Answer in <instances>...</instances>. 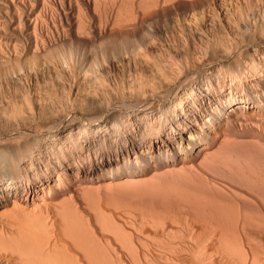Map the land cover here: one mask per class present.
<instances>
[{
  "label": "bare ground",
  "instance_id": "1",
  "mask_svg": "<svg viewBox=\"0 0 264 264\" xmlns=\"http://www.w3.org/2000/svg\"><path fill=\"white\" fill-rule=\"evenodd\" d=\"M213 1L0 0V264H83L78 259L83 253L85 264H93L94 260L105 264L106 258L104 255L101 258L99 248L114 249L118 244L112 247L113 238L118 243L123 238L119 244L127 246L123 244L121 248L129 249L133 237L126 235L137 232L140 237L152 236V243L159 240L160 246L167 241L161 242L162 237L153 236L166 235L174 225V230L186 232L185 236L200 229L196 233L200 232L201 239H205L208 237H202L205 229L201 231V228L209 226L208 218L212 221L208 222L211 227L207 233L214 237V232L216 236L222 228L216 222L218 217L229 212L225 211L228 203L210 198L208 191L203 193L207 189H200L195 174L204 172L205 168L221 170L236 179V190L241 191L237 194H241L238 201L245 202L249 196L244 190L247 196L242 194V184L244 189L245 185L251 186L254 197L263 198L260 200L264 205V194L259 198L256 195L264 191V161L259 159L262 163L259 162L255 154L250 158L253 150H262L260 134L264 132V74L254 62V56H250L249 67L242 76L237 68H232L233 62L229 66L218 64L215 73L222 72V76L226 73L229 84L215 85L212 75H204L201 88L206 85L214 93L213 98L207 97L208 105L202 103L204 97L194 90L193 78L180 85V89L187 90L186 95L173 91V85H161L169 78L168 52H160L157 41H163L162 38L168 41V35L176 38L172 22L175 15L182 17L185 12L211 6ZM244 1L246 17L242 26L249 33L242 37L257 32L261 37L264 0ZM222 4L226 5L227 0H222ZM206 42L198 45L205 54L212 48L209 40ZM215 52L211 50L212 58ZM177 53L179 57L175 53L171 55L175 63L188 62V51L179 49ZM233 61L239 65L238 60ZM248 73L250 88L242 84ZM201 107L206 111L202 113ZM179 109L183 110L181 114ZM187 120L191 126L184 144L182 130L187 127ZM174 124L179 127L174 128ZM194 127L197 129L193 131ZM247 151L251 154L247 155ZM248 158L254 162L247 161ZM54 174L56 178L52 182ZM44 183L40 196L35 191L36 184L41 187ZM239 204L231 206L238 214L233 219L234 227L239 223L235 230L240 224L241 229L249 217L248 211L242 212L243 207L238 212ZM180 214L185 222L180 220ZM240 217L246 219L243 224L238 221ZM177 222H183L182 226L178 227ZM97 228L100 232L106 229L116 234L115 237L111 233L112 239H107L112 240L108 241L109 246L102 235L107 243L105 249ZM238 230L233 235L235 241L240 238ZM223 231L218 235L221 239V234L226 237ZM61 232H65L64 237L69 236L74 248L78 246L75 251L79 247L85 251L80 250L82 254L76 256L73 248L67 253L54 252L55 248L63 249L64 240L68 243V246L64 243V248L71 247L66 237L59 236ZM195 235L186 238L200 239ZM50 237L60 241L63 238L61 242L56 240L60 246L56 241L54 246ZM146 238L142 245L148 251L152 244ZM48 239L53 250L47 247ZM199 239L193 242L199 244L202 242ZM218 239L221 240L220 237L215 240L220 242ZM225 239L220 243L230 244L231 252L248 261L250 253L247 255L242 248V240L234 241L236 246L231 237ZM93 244L101 247L95 248ZM164 245L160 248H167ZM133 248L130 259L137 264H154L165 252V249L163 253L152 251V256L144 254L142 248L140 251V246V252ZM259 250L257 254L264 253ZM133 251L142 254L134 257ZM241 252L247 258L242 259ZM157 253L158 257H154ZM58 254H65L74 262L67 263L66 257ZM139 256H143L139 258L141 262L136 259ZM246 260L242 264H247ZM250 260L255 263L251 257ZM160 261L157 264H164Z\"/></svg>",
  "mask_w": 264,
  "mask_h": 264
},
{
  "label": "rangeland",
  "instance_id": "2",
  "mask_svg": "<svg viewBox=\"0 0 264 264\" xmlns=\"http://www.w3.org/2000/svg\"><path fill=\"white\" fill-rule=\"evenodd\" d=\"M253 2H255V0ZM210 4H211V6L204 5V7L201 10H197V11L196 10L195 11L192 10V12L191 11L185 12L183 14V16L182 17H179V18L175 15V17L173 18V21L172 22H173V26H174L173 33L176 36V38L174 39L172 36H169L168 35V41L166 39H164V38H162L163 41H161V40L160 41H157L158 42V50L159 51L161 50L160 52H162L163 54H167V52H168V67H167V73H168V77L169 78H168V80L167 79L166 80H163L162 83H161V85L162 84L163 85L164 84L173 85V87H174L173 88L174 89L173 91L177 90V92H179L180 94L182 93V94L186 95L187 94L186 93L187 90L186 89L184 90L183 88L180 89V85H181V83H183V82L186 83L189 79L193 78V79H195V82L193 83L194 90L200 92V94L204 97V99L202 100V103L205 102L206 105H208V103H209V99L207 97L213 98L214 93H213L212 89H207L206 88V85L204 86V88H203V86L201 88V84H203V82H204V78H203L204 75H206V74L212 75L211 76V79H212V81L214 82L215 85H218L221 82H223V84H226V83L229 84V79H228L229 76L225 72H224L225 73L224 76L221 75L222 72H220L221 74L215 73L218 70L217 69L218 64L220 65V63H221L222 65H227L229 62H231V63L233 62L232 65L233 64L234 65L232 66L231 63H230V65L232 66L233 69L237 68L238 71H240V74L242 76L243 74L245 75V73L247 72V68L249 67L247 64H248V62L250 60V56H254V62L256 63V65L260 69L263 70L261 73L264 74V33H262V36L261 37H260V33L257 32L254 36L251 35V37L248 36L247 38H244L249 33V29H247V27H246V29H244V27L242 26L243 20L246 17L245 16L246 15V13H245V11H246L245 10V1L244 0H227V4L226 5L225 4L223 5L222 4V0H216V1L214 0ZM201 35H202V40H200L201 39ZM205 36H207L208 38L205 37ZM242 36H244V37H242ZM221 39H222V41H221ZM194 40L196 41L197 44H194L195 43ZM207 40H209V42H210V45L212 47L211 50L214 49L216 51L215 52L216 54L214 55V58H212V55L210 54V52H211L210 49H209L210 51L208 50L206 54L203 52V50H200L201 48L198 49V45H204V44H206L207 43L206 42ZM217 41H218V43H217ZM220 41H221V43H220ZM237 41H239V42H237ZM225 43H226V46H225ZM228 45H229L230 48L227 47ZM156 47H157V45H156ZM183 48H184V50H183ZM179 49H180V52L181 51L182 52L188 51L189 54H190V58L188 59V62L187 61H184V63H183V65L185 66V68L188 65L191 66V67L187 68V70L184 69V66L182 65V62L181 61L179 62V60H177V62L175 63V59L173 58V56H171V55H174V53H175L177 55V57H179V54L177 53V51H179ZM228 54L230 56H227ZM219 56L220 57L221 56H224V57H222L223 59H221V58H218ZM180 57H182L181 53H180ZM234 59L235 60H238V62H239V65L238 66H237L236 63H234L235 62V61H233ZM189 60H190V63H189ZM206 60H207V62H206ZM63 66L67 69V67L65 66V64ZM227 66H229V64ZM180 67L183 68V69H181ZM224 70H225V68H224ZM220 71H222V68L220 69ZM246 76L247 77H245V79H242V81H243L242 84L243 85H247L248 84V86H246V87L250 88L251 84L249 82V77L251 75H250V73H248ZM236 81L238 82V78L236 79ZM186 87H188V86H186ZM224 88H226V87H224ZM173 93L174 92H172L171 96L173 95ZM184 100H185V98H184ZM200 103H201V101H200ZM182 111L180 109L178 110V112L180 114L182 113ZM203 111H206V110L202 108L201 112L203 113ZM187 122H188L187 127L182 130V136H183L184 144L187 143V139L189 138V133L187 132V129L191 126V121H188L187 120ZM178 127L179 126H177V125L174 124V128H178ZM192 129L194 131L195 129H197V127H194ZM260 136H261V142H262V144H261L262 145V150L259 149L257 152H256V150H253L252 151L253 152V154H252L253 156L251 155L252 157H250V158H254V154H255V157L257 158V160L261 159L262 161H264V132L262 134H260ZM249 151L251 152V150H249ZM254 151H255V153H254ZM247 152H244V153H247ZM250 152H248L249 154H247V155H250L251 154ZM131 157L133 158L134 155H131ZM245 159H246V155H245ZM257 160H256V163H257ZM261 160H259V162L262 163ZM247 161L254 162V161H251L250 159L247 160ZM261 166H262V164H261ZM263 169H264V167H263ZM188 170H189V168H188ZM188 173L190 174V172H188ZM193 173H191V174H193ZM263 174H264V170H263ZM192 176H194V175H192ZM195 177L197 178V182H198V184L200 185L201 188L197 184L198 187L201 190L207 189V190H203V193L205 191H206L205 193H207V191H208L207 194L209 195V193H210V195H211V196L209 195L210 198H213V199L214 198H217L218 200L220 199L221 202L222 201H225V202H227L230 205L229 206L227 204V206H226V203L223 202L225 204L224 206L227 207L225 211L228 210L229 211L228 212L229 215H228V213H227V215L224 213L225 216H223V215L219 216L218 215L219 216L218 219L216 218L217 221L215 220L217 223H219L218 226L220 227L222 225L221 227L223 228V229L222 228H219L217 230L218 235H219V232L221 230H224L223 232H224V235L226 236L225 238L228 239V238L231 237L232 238V241L234 242L235 241L234 238H236V236L234 237L233 235H236V230H238L240 228V225L241 224L239 225V227H237L238 229L235 230V227L239 223L235 221L237 223V225L235 224L236 226L234 227L233 226V221H234L233 219H235V216L237 217L238 214H236L237 211H235L234 208L232 209L231 206L233 207L234 204H237L238 202H240V204L238 205L239 207L237 209L238 212H239V209H241L242 207H243L242 208V212L243 211H246V212L248 211L249 214H247L245 212L246 215L249 216L248 219L245 217L246 215L243 214V215H245L244 217L247 219V221H246V219L245 220L243 219L244 221H246L244 224H243V220H242L243 217L241 216V210H240V213H239V215L242 218L240 217L241 219L239 218L238 221L239 222L242 221L241 223L243 224V227L241 228L242 230L239 229L240 232H238L239 230L237 231V234L238 233L239 234L241 233L240 235H237L238 238H239V236L241 238V235L243 234V238L241 239L242 242H243V245L241 243L240 246L242 245V248L243 247L245 248V250L247 252L246 253L247 255L250 253L248 255L249 256L248 261L245 259L246 262H248L249 264H253V262L250 263V261H252V260H250V257H251V259H254L253 261L255 263L257 261H259L258 259H260V262H258L256 264H264V253L261 251V250L264 251V207H263L264 205H263V203L261 204V200L263 198L262 199L259 198L260 195L263 196V194H264L263 193L264 192L263 190L264 189L262 190V188H261V190L263 191V192L260 191V192H262L261 194L257 191L258 189H255L256 191L254 190L255 192L259 193V194H256L257 196L259 195L258 196L259 199H257V197H254L255 196V193L252 192L253 189H252L251 186L248 187L247 185H245L246 189H244L243 188L244 186L241 183H238V184H241L240 189L243 192L242 194H245V193L247 194L248 193L247 195H249V196H247L245 194V197L247 196V198H245V202H244L243 199H242L243 201H241V200L238 201L239 198H240V196H241V194L240 195H237V194L241 193V191L239 192L238 189L236 190V187L235 186L237 185V183H236L237 180L234 179V178H231V177L229 178L221 170H216L215 171V170H212V169L211 170L210 169L208 170L207 168H205L204 172H202V173L200 172L199 174L196 173L195 174ZM55 178H56V175L55 174L52 175V182H53V179H55ZM45 184L46 183H44L41 187L39 186V184H36L37 185V188H35V191L37 190L38 191V194L40 196L43 193L42 189H43V186ZM228 184H229V186H228ZM230 185H232V186H230ZM232 187L234 188V190L231 189L233 191H231L229 189V188H232ZM243 190L246 191V192L244 193ZM235 191H237V193ZM233 192H235L236 195ZM251 195H252V198H251ZM236 196H238V198ZM37 197L38 196L36 195L35 198H37ZM243 197L244 196H242L241 198H243ZM254 198H256L257 200L256 199L254 200ZM28 199H29V201H31V198H28ZM232 199H234V200L235 199L236 200L238 199V200L237 201H234ZM246 199L248 200L247 202H246ZM249 199H251V200H249ZM215 201H217V200L215 199ZM235 202H237V203H235ZM242 202L244 203V206H241L240 207V205L243 204ZM261 205H263V206H261ZM236 206H235V208H236ZM234 212H236V213H234ZM181 217H182V215L180 214V218ZM183 217H185V216H183ZM180 220L183 221V222H185L184 221L185 219L182 220V218H181ZM207 220L212 221V219H209V218ZM178 222H179V217H178ZM178 222H177V224H178ZM183 222H180V223H183ZM208 222H207V224L209 225L208 227H211L210 224H209L210 222L209 223ZM216 222H214V224ZM173 224H175V223H173ZM177 224L175 225L176 227H177ZM179 224H178V227H181L182 224H180V226H179ZM204 224L206 225V222ZM206 227H207V225L206 226H203L201 228V231H203L204 229L206 230ZM208 227H207V231L204 230L201 233H202V237L205 238V236L207 235L206 237H208V238L210 237L209 238L210 240H208V238H205L206 240L205 239H201V236H200L201 234L199 235L200 232L198 234L196 233V232L200 231V229L198 231H196L194 234L192 233L193 235H195V234L196 235H199V237H200V239L202 241L201 243H199V241H200L199 238H193L192 241L191 240H188L189 237L191 238V236L192 237H194V236L191 235V233L190 234L188 233V235L185 236V234H187V233L184 231L183 228H181L180 230H181V232L183 230L185 232V234L184 233L183 234L182 233H177V230H174V229H176L174 227V225H173V228H174L173 230L174 231L173 230L172 231L171 230L170 231L168 230V233L166 231L163 232V234L164 233H167L168 236H167V234L166 235L164 234L163 236H160L159 235L158 237H156L159 233L157 235L153 236L155 239L156 238L159 239V237H162V238H160L161 239V242H164L166 240L167 242L164 243V244H167L168 245L167 248H164V247L160 248V246H163L164 244L159 246L160 243H159V240L158 239H157L158 240V243L156 241H155L156 243H152V242H154V241L151 240L152 239L151 238L152 236L150 238L149 237L146 238L145 236L143 237V235H142V237L144 239L146 238V240L147 239L150 240V242H151L152 245L155 244L153 246V248H152V245H150L151 247H150V250L148 249V251L146 249H144V247L142 245V240H144V239H142V237H140L141 234H139L137 232H133L132 233L133 236L126 235L125 234L126 237L127 236H130V238L133 237V239H132L133 240V244L130 242L132 244V246L130 248L127 247V248L130 249L129 250V249H125L123 247L121 248V246L124 244V243L122 245L119 244V243H121V241L123 242V240H122L123 238L120 236L121 234L119 235V237L122 238L121 241H119V243H118V241H115L116 239L113 238V241L115 242L114 243L111 240L112 239L111 237H113L114 234L112 232H109L110 230L104 229L105 231L100 232L101 229L98 230V228H97L96 231L97 232L99 231L98 234L100 235V237L103 234L105 235V237H106V239H105L106 241L105 242L108 243V241L109 242L112 241L110 243L112 245V247H114V245L116 244V242L118 244V246L115 245V247L117 246V249H115V247H114V249L113 248H109V247L107 248V247H105V246H107V243L103 242L104 237L102 236L101 237V241L103 242V244H106V245L103 246V249L107 248V250H102L101 248H99V252L98 253H99V255H100V253L102 254L101 255V258H102L103 255L105 256V257L103 256V258H106L105 264H107L106 263L107 261L109 262V264H114V263L120 264L119 262H117V261H120V260H121V263H122V261L124 262L122 264H128V261L129 260H131V262L129 261V264H131L132 262H135V260L130 259L131 258L130 255L133 254V253H131L132 252L131 251L132 250L131 248H133V247H134L133 249L135 251L137 250L135 248H138L137 252L142 248L143 251H142V249L140 251L144 252V254L147 253L148 255L150 254L152 256H153V252L154 251L156 253V251L159 250V252L162 251L161 253H163V249H165L164 251L166 253L164 252L161 257H158V255L160 254L159 252H158L159 254L157 253V256H154V257H158L157 260L160 261V258H162L163 255H165L164 256L165 259L162 258L161 261H160L162 263L164 262V264H165V261H166V264H242V262L244 263L245 260L242 261L241 259H239L240 257H238V255H235L236 252L234 250L233 251L235 253L234 252H231V250L233 249V247H230V244H229V246L228 245H225L227 243V240L225 238H223V234H221L222 235V239L223 240L225 239L224 242H226V243H224V242L223 243H220V242L223 241L221 239V236H218V235L215 236L216 232H214V234H213V232H212L213 230L210 233H212L214 235V237H211L212 235L208 236V233L207 232H208V229H210ZM106 231H108V232H106ZM178 231H179V228H178ZM214 231H216V230H214ZM223 232H221V233H223ZM64 233L65 232H63V234H62V232H61L62 235L60 234L59 236L62 237L64 235ZM134 233L137 234V237L138 238L139 237L141 238V241H140V238H139V240L138 239H135L137 237H134L135 236ZM98 234L96 233V235H98ZM138 234H139V236H138ZM92 235H94V234H92ZM96 235H94L95 237L94 236H92V237H94V238L98 237ZM107 235H108V238H107ZM125 235H122V236H125ZM189 235H191V236H189ZM187 236H188V238H186ZM65 237L64 238L67 239L68 242L69 241L71 242V243L69 242L71 244V247L70 246H69V248L67 247L68 249L67 248H64V247H66V245L64 243H66L67 246H68L67 241L64 240L63 243H61L62 245H64L63 246L64 251H62L63 250L62 247H61L62 250L59 247L60 246V242L63 240V238H61L62 239L61 241L59 240L60 238H58V239L55 238L57 241H60L59 243H57L56 240H53L54 238L52 239L50 237L52 239V241H51L52 243L56 241V244H59L58 251H56L57 249L55 248V251L54 252H58V253L59 252H62V253L65 252V253H67L68 250H71L73 248L74 249V252L73 253L75 254V256L78 253L81 255L82 254V252L80 253L81 247H79L80 250L75 251V248H77L78 246L74 248V245L75 244L73 245L72 241L70 239H68L69 236H66L65 235ZM92 237H91V239L93 240ZM219 237L221 239V240L218 239L220 242H218L217 240H215V239H217ZM109 238H111L110 239L111 241L110 240H107ZM130 238H128V239H130ZM212 238L213 239L215 238V239L213 240ZM240 238L238 239L239 241H241ZM128 239H126L125 241H127ZM134 239L137 242L139 241L141 243L137 246V244L139 242L138 243L136 242L137 243L136 244L134 242ZM194 239H199V241L197 240V242L199 244H196L195 243L196 240H195V242H193ZM132 240H130V241H132ZM203 240H205V241L203 242ZM238 240H236V241H238ZM187 241L190 242V244L192 246ZM229 241H230V239H229ZM232 241H230L229 243H232ZM48 242H49V239H48ZM51 242L48 243L50 246L47 245V247H49L48 249H51L50 248L51 247V244H50ZM185 242H186V244H185ZM235 242L233 244H235ZM112 243H114V244H112ZM128 243L129 242H127L126 244H128ZM187 243H188V245H187ZM239 243L240 242H238V246H239ZM91 244H92V242H91ZM134 244H136V246ZM156 244H158V245H156ZM53 245H54V243H53ZM72 245H73V247H72ZM94 245L95 244H93V246ZM99 245L100 244H97L96 247L99 246ZM54 246H52V247H54ZM90 246H92V245H90ZM108 246H109V243H108ZM125 246H127V245H125ZM139 246H140V249H139ZM156 246H158L159 248L156 249ZM164 246H166V245H164ZM100 247H101V245H100ZM186 247L188 249H186ZM151 248H152V250H151ZM235 248L238 249L239 247L238 248L235 247ZM254 248L257 249V250L260 249L259 251H261L262 253L260 252V255H259V253L257 254L258 251L257 250L254 251ZM48 249H46V250L48 251ZM59 249L61 251H59ZM87 249L91 250L90 247L87 248ZM118 249H120V251H121L122 254L119 252ZM51 250H53V249H51ZM51 250L48 251V252L50 253ZM97 250H98V248H97ZM117 250H118V252H117ZM144 250H146L147 252L144 251ZM81 251L84 252L85 250H81ZM149 251L151 253H149ZM239 251H240V248H239ZM239 251H237V252H239ZM92 252H91V254H92ZM253 252H254L255 255L257 254L258 257L259 256L260 257L259 258L258 257H255V255L253 254ZM241 253H242L241 256H243V257H241L242 259L243 258H247V257H244V255H243V254H245V252L244 253L241 252ZM59 254H61V253H59ZM69 254L71 255L72 252L69 253ZM69 254H67V255H69ZM83 254L81 256L78 255V257H79L78 259L80 261L82 260V263L85 264V261H83V259L86 260V261H87V259L84 257L85 254L84 255ZM95 254L96 253H94V255ZM137 254L138 255H141L142 253H140V254L137 253ZM166 254H168V259H167L168 261L166 260ZM51 255H53V254H51ZM70 255H69V257H71ZM135 255H136V253L134 252V257H135ZM138 255H136V256H138ZM59 256H62V258L63 257L64 258L66 257L65 254H64V256L63 255H59ZM252 256L255 257V258H258V259H256L257 261H255V258H253ZM141 257L143 258V256H139L138 258L136 257L137 261H140L142 259ZM80 258H82V259H80ZM139 258H141V259H139ZM94 259H97V258H94ZM114 259H116L117 261L116 262H112ZM65 260H68V257H66ZM71 260H73V259H71ZM71 260H68L67 263H70L69 261H71ZM126 260H128V261H126ZM94 261L95 262H93V264L97 262L96 260H94ZM98 261H100V260H98ZM73 262H74V260H73ZM157 262L155 260V263L154 264H157ZM76 263L77 262H75V264ZM87 263L88 262H86V264ZM98 263L99 262H97V264ZM137 263L138 262H135V264H137Z\"/></svg>",
  "mask_w": 264,
  "mask_h": 264
}]
</instances>
